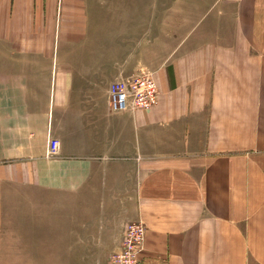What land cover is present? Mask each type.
<instances>
[{"label":"crops","instance_id":"crops-1","mask_svg":"<svg viewBox=\"0 0 264 264\" xmlns=\"http://www.w3.org/2000/svg\"><path fill=\"white\" fill-rule=\"evenodd\" d=\"M139 68L157 104L111 111ZM138 221V264H264V0H0V264Z\"/></svg>","mask_w":264,"mask_h":264},{"label":"built area","instance_id":"built-area-1","mask_svg":"<svg viewBox=\"0 0 264 264\" xmlns=\"http://www.w3.org/2000/svg\"><path fill=\"white\" fill-rule=\"evenodd\" d=\"M158 97L154 74L145 68H139L129 77L112 83L108 106L113 112L148 111L157 104ZM49 146V156H57L59 142L51 140ZM145 232L146 227L142 222L129 223L125 228L120 247L110 254L108 264H138L139 254L143 250Z\"/></svg>","mask_w":264,"mask_h":264},{"label":"rangeland","instance_id":"rangeland-1","mask_svg":"<svg viewBox=\"0 0 264 264\" xmlns=\"http://www.w3.org/2000/svg\"><path fill=\"white\" fill-rule=\"evenodd\" d=\"M141 69V68H140ZM147 70V69H146ZM153 73V72H152Z\"/></svg>","mask_w":264,"mask_h":264}]
</instances>
